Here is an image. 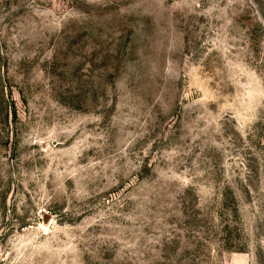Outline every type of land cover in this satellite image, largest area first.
I'll list each match as a JSON object with an SVG mask.
<instances>
[{"label": "rangeland", "instance_id": "374dc122", "mask_svg": "<svg viewBox=\"0 0 264 264\" xmlns=\"http://www.w3.org/2000/svg\"><path fill=\"white\" fill-rule=\"evenodd\" d=\"M0 264H264V0H0Z\"/></svg>", "mask_w": 264, "mask_h": 264}]
</instances>
